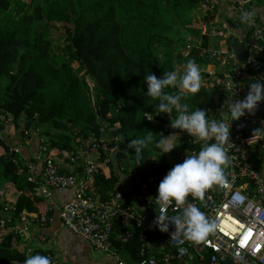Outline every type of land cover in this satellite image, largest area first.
I'll list each match as a JSON object with an SVG mask.
<instances>
[{"label":"trees","instance_id":"trees-1","mask_svg":"<svg viewBox=\"0 0 264 264\" xmlns=\"http://www.w3.org/2000/svg\"><path fill=\"white\" fill-rule=\"evenodd\" d=\"M198 8L199 0H0L2 113L15 127L25 121L21 135H37L46 150L44 159L52 151L70 153L81 141L115 136L111 172L100 173L95 182L101 198H107L119 180L116 170L123 165L126 170L136 169L134 150L127 148L130 139L151 131L158 140L161 133L167 136L175 131L165 128L169 117H157L166 113L156 114L159 101L146 96L143 76L151 72L160 78L188 59L206 65L201 49L184 57L176 48L196 33L189 26ZM53 24L65 25V38L57 49L50 31ZM206 47H210L209 37L202 41V48ZM164 91L174 94L177 89ZM222 98L218 90L203 87L181 103H188L189 110L205 109ZM145 114L154 116L156 122L146 121ZM5 127L0 124V134ZM0 146L4 149L0 197L10 186L20 193L14 204L6 205L0 198V264H23L36 253L21 251L22 237L13 228L23 212L47 216L36 213L34 205L45 199L36 195L27 179L28 169L13 146L1 138ZM181 148L193 147L183 144ZM160 155L151 146L144 150V159L139 161L144 180L154 171L166 175L168 159ZM67 162L72 167L69 173L74 172L77 167L68 158ZM113 243L122 253L139 259V236L127 244Z\"/></svg>","mask_w":264,"mask_h":264},{"label":"built area","instance_id":"built-area-1","mask_svg":"<svg viewBox=\"0 0 264 264\" xmlns=\"http://www.w3.org/2000/svg\"><path fill=\"white\" fill-rule=\"evenodd\" d=\"M259 1L264 0H199L200 15L189 27L200 32L201 42L195 45L187 41L186 51L189 57L193 50L201 49V60L206 62V65L200 66L201 88L223 93L224 101L217 99L213 107L205 108L210 119L218 120L221 115L227 114L229 102L242 100L250 82L257 78L264 80V25L254 9V4ZM225 6H230L237 14L235 23L218 19ZM247 11L253 13L251 21L241 22V14ZM204 37L219 39V47L202 48ZM239 43L249 49L246 62L239 61L233 51ZM183 67L179 65L177 69L182 72ZM176 114L173 110L170 114L157 117H169L171 121ZM145 115L146 121L156 122L154 116ZM240 118L253 123L257 120V110L254 115L246 113ZM260 122L264 124V113ZM10 123L12 119H8L0 109V124L7 126ZM168 127L169 123L165 124V128ZM174 132L183 140L177 141L174 160L166 153L169 169L182 162L186 155L195 154L203 143H193L192 138L179 129ZM248 139L240 131L233 133L230 123L232 143L228 147L231 163L225 170L228 187L213 186L205 192L202 200L187 197L218 225L198 244L186 241L182 233L171 235L180 212L174 205L166 209L170 222L168 232H160L152 224L155 215L159 214L155 196L164 177L158 171L144 180L140 164L137 165L139 162L134 170L120 166L116 170L119 177L116 187L107 198H101L95 182L96 177L100 173L106 174L114 163L117 138L113 135L89 142L81 141L80 146L67 154L66 158L80 172L63 173L52 156L45 159L42 178L34 175L32 162H27L25 167L28 169L27 179L34 185L36 195L45 200L52 198L55 189L74 190L73 198L60 209L63 225L86 239L95 251L113 256L117 264H264V176L253 166L249 154L253 151L258 157H264V136L250 143H247ZM183 144L193 148L182 149ZM40 149L44 156L46 150L41 146ZM13 151L19 152L15 148ZM122 176H125L122 179L127 180V184L122 182ZM235 192H241L245 199L233 202ZM46 223V216L23 212L13 230L22 237L30 225L44 226ZM136 235L140 238L139 259L134 260L127 253L128 260H124L122 252L113 242L127 244ZM48 257L52 264H57L52 254Z\"/></svg>","mask_w":264,"mask_h":264},{"label":"clouds","instance_id":"clouds-1","mask_svg":"<svg viewBox=\"0 0 264 264\" xmlns=\"http://www.w3.org/2000/svg\"><path fill=\"white\" fill-rule=\"evenodd\" d=\"M252 16L253 13L247 11L241 14L240 20L250 22ZM143 81L147 85L146 96L159 101L155 109L156 114H170L175 110L177 114L169 122L170 128L186 132L193 143L203 142L195 154H188L182 162L174 164L159 182L155 196L159 214L155 215L152 222L160 232H168L170 222L166 209L174 205L180 212L175 223H172L174 231L171 235L182 233L186 241L198 244L213 233L218 225L212 217L189 202L187 197L202 200L205 192L213 186L228 187L225 170L231 163L228 147L232 143L230 122L238 120L246 113L255 114L260 102L264 101V80L257 78L250 82L244 98L230 101L227 114L221 115L218 120L210 119L206 109L197 107L189 110L188 103H181L182 98L196 94L202 87L201 68L194 60L188 59L182 72L178 69L166 71L160 78L148 72L143 76ZM165 88H175L177 92L170 94L164 91ZM145 116L152 120L148 115ZM260 136H264V124L261 128L253 130L247 143ZM178 140L180 138L176 132H170L167 136L161 133L159 139L154 140L153 132L147 131L143 136L130 139L127 148L134 150L135 159L139 162L144 159V150L150 146L159 150L162 155L176 148ZM244 199L245 196L241 192L232 195L233 202ZM23 264H52V261L48 256L36 253L27 256Z\"/></svg>","mask_w":264,"mask_h":264},{"label":"crops","instance_id":"crops-1","mask_svg":"<svg viewBox=\"0 0 264 264\" xmlns=\"http://www.w3.org/2000/svg\"><path fill=\"white\" fill-rule=\"evenodd\" d=\"M254 9L259 20L264 25V1L255 3ZM218 19L233 24L237 19V14L230 6H225L222 12H219ZM193 30L196 33L190 34L187 37V41L198 45L201 42L200 32L196 29ZM186 43L181 45L182 47L179 50L184 57H188ZM217 43H219L218 40ZM221 100L224 101V96ZM238 120H241V118ZM24 123L25 121L22 120L17 127L10 123L0 134V138L4 143L10 144L13 148L19 150L17 154L20 155L24 164L32 162L34 175L42 178L45 159L40 149L39 140L33 132L28 133L26 136L21 135L22 128L25 126ZM3 152L4 149L0 146V155ZM67 154L66 152L61 154L57 151H52V156L63 173H69L72 169L67 162ZM110 172V169H108L106 175H109ZM122 182L124 184L128 183L125 179H122ZM19 194L10 186L6 188L3 198H0L3 199L6 205L14 204ZM73 196L74 190L72 189H55L50 200L34 203L36 213L47 214V223L44 226L32 224L28 227L22 236L21 251L25 252L28 250L29 253L32 251L35 253L50 252L56 258L57 264H117L113 256L95 251L86 239L72 233L63 225L60 219V209Z\"/></svg>","mask_w":264,"mask_h":264},{"label":"rangeland","instance_id":"rangeland-1","mask_svg":"<svg viewBox=\"0 0 264 264\" xmlns=\"http://www.w3.org/2000/svg\"><path fill=\"white\" fill-rule=\"evenodd\" d=\"M197 10L194 11V15L196 14L195 19L197 20V17L200 15V8H198V12ZM193 15V16H194ZM65 25L64 24H53L52 26H50V31L52 34L53 39L56 41L55 47L59 44L62 43L64 38H65ZM217 40L219 41V39L217 38H212L209 37V44L210 47H215L218 48L219 47V43H217ZM181 45L177 46V50L181 49ZM57 49V47H56ZM93 85V84H91ZM183 139L180 138V140H178L179 142L182 141ZM250 159H251V163L253 164V166L264 176V157H258L257 154H255V152L251 151L250 153ZM169 156L171 159L174 160L175 156H176V148H174L173 150L170 151ZM121 257L124 260H128L127 256L125 253H121Z\"/></svg>","mask_w":264,"mask_h":264},{"label":"water","instance_id":"water-1","mask_svg":"<svg viewBox=\"0 0 264 264\" xmlns=\"http://www.w3.org/2000/svg\"><path fill=\"white\" fill-rule=\"evenodd\" d=\"M233 51L237 57V59L241 62H246L249 55V49L245 47L242 43H239L233 47ZM264 113V101L260 102L257 109V120L253 123H247L241 120H232L231 123V131L234 133L236 131H240L244 134L245 138H251L253 130L257 128H261V118ZM226 115V114H225Z\"/></svg>","mask_w":264,"mask_h":264}]
</instances>
